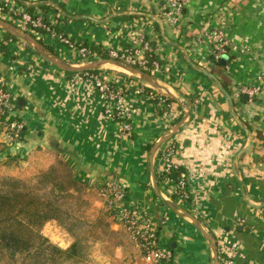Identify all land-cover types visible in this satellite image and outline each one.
I'll use <instances>...</instances> for the list:
<instances>
[{
	"label": "crops",
	"instance_id": "0c3cea01",
	"mask_svg": "<svg viewBox=\"0 0 264 264\" xmlns=\"http://www.w3.org/2000/svg\"><path fill=\"white\" fill-rule=\"evenodd\" d=\"M172 2L0 0L15 11L42 16L73 42L94 47L101 54L98 60L109 49L150 40L161 67L148 73L191 113L168 140L175 144L172 161L187 181L190 198L171 196L173 181L161 180L162 192L211 229L218 247H228L236 264H264V0H185L179 15ZM168 9L174 14L166 16ZM11 14L0 17L24 29ZM217 28L232 46L226 65L214 63L210 54L207 33ZM32 33L66 62H84L78 47L58 34ZM99 70L126 89L125 101L134 115L131 135L123 134L120 122L105 113L90 81L62 70L0 28V78L26 123L21 141H0V161L15 157L31 162L38 153L51 155L98 193L105 181H116L127 189L130 202L150 215L160 245L176 250L177 264H213L207 238L168 208L150 185L151 148L145 147L180 122L185 109L172 99L176 114L165 117L151 100L135 93L146 82L113 68ZM248 87L258 89L255 98L244 92ZM160 164L158 152V171ZM119 253L128 264H154L129 240Z\"/></svg>",
	"mask_w": 264,
	"mask_h": 264
},
{
	"label": "built area",
	"instance_id": "2783aa9c",
	"mask_svg": "<svg viewBox=\"0 0 264 264\" xmlns=\"http://www.w3.org/2000/svg\"><path fill=\"white\" fill-rule=\"evenodd\" d=\"M185 0H173L172 8L175 7V13L179 15L184 6ZM12 13L13 17H19L22 27L25 30H31L34 33L49 32L58 34L60 39L71 47H78L79 58L84 62H91L101 58V54L93 50L90 46H77L70 38L58 33L52 24L47 22L42 16H34L29 12H19L9 8V5L0 3V14ZM166 16H171L174 11L168 9L165 11ZM207 37L210 44V54L213 59L220 61L224 54H228L232 49L230 41L226 37L222 28H217L209 31ZM152 47L147 39L134 41L119 48H112L107 51L109 58L116 59L134 67L140 68L146 72L158 71L161 67L158 60L149 58L148 53ZM80 78L90 81L98 95L104 101V111L112 119L117 120L121 124L123 134L131 135L134 129L133 110L126 104V89L118 84L113 83L101 75L85 72L83 75L78 74ZM152 88V89H151ZM149 84L142 85L136 89V94L144 96L151 100L156 111L167 117L176 114V109L170 97L158 92L157 95ZM244 92L251 98L255 97L258 89L255 87L244 88ZM26 131V123L19 110L17 99L10 92L5 84V80L0 78V138H4L8 144L17 143L22 140V134ZM175 144L167 141L159 150L161 160V171L170 174L176 170L178 166L172 161L175 153ZM171 177H166L165 182L173 181L171 194L189 199L187 181L180 175L178 179L171 180ZM167 184V186L169 185ZM101 196L105 197V204L111 215L116 219L124 222L129 231L140 241L142 248L149 255H153L156 264H171V250L167 247H162L157 235L156 227L154 226L150 215L140 210V208L128 199L127 189L116 181H105L100 188ZM219 256L221 264H236L233 257L229 253V248H219Z\"/></svg>",
	"mask_w": 264,
	"mask_h": 264
},
{
	"label": "rangeland",
	"instance_id": "374dc122",
	"mask_svg": "<svg viewBox=\"0 0 264 264\" xmlns=\"http://www.w3.org/2000/svg\"><path fill=\"white\" fill-rule=\"evenodd\" d=\"M26 31L31 32V30ZM104 68H113L119 72L133 75L130 71L121 70L118 66L112 64H107ZM0 141L6 145L15 144H8L3 137L0 138ZM33 157L31 162H25V160L15 157L0 161V181L16 179L29 186L40 187L38 192L47 197H57V205L61 207L62 217L61 220H51L52 224L48 225L46 230L43 231L45 236L63 248L68 247L74 241L79 242L81 252L90 264H128L129 260L122 261L117 254L120 252V248L129 240L131 246L141 250L156 264L153 255H149V252L147 253L144 250L145 247L142 248L143 246H141L137 237L129 231V227L110 214L105 204V197L100 194L102 185L98 193L97 189L77 180V187L70 188V191L55 190L52 192L53 183L50 181L51 178L48 175L44 176L43 173L50 170L53 163H57V161L51 155L47 156L41 153ZM62 171L60 172L74 177L70 167L67 168V171L63 169ZM101 202L104 204H101ZM114 223L120 224L122 228L117 227Z\"/></svg>",
	"mask_w": 264,
	"mask_h": 264
},
{
	"label": "trees",
	"instance_id": "16d2710c",
	"mask_svg": "<svg viewBox=\"0 0 264 264\" xmlns=\"http://www.w3.org/2000/svg\"><path fill=\"white\" fill-rule=\"evenodd\" d=\"M40 40L42 41V39ZM148 41L152 47L148 56L152 60H157L153 53L152 43L150 40ZM75 44L79 47L88 46ZM92 49L96 51L94 47ZM103 55H105V58H109L108 53ZM213 61L218 64L220 62L215 59ZM99 72V69L89 71V73L97 75H99ZM153 91L158 96L161 95L155 90ZM169 100L173 102L172 99ZM150 148L151 145H147L145 150L149 151ZM55 161L53 167L43 173L44 176L48 175L51 178L50 181L53 183L52 192L55 190L70 191V188H76L77 180L73 176L60 172L62 169L67 171L68 164L62 159ZM156 172L159 182L166 177L175 180L180 177L179 167L170 174L157 169ZM39 188L29 186L16 179L0 181V263L90 264L81 252L79 242L74 241L68 247L63 248L44 235L42 229L45 224L51 220H61L62 212L61 207L57 205V197H47L38 192ZM170 195L175 196L174 194ZM158 232L157 230V235ZM169 247L171 248L170 263L177 264L176 250L171 247V244Z\"/></svg>",
	"mask_w": 264,
	"mask_h": 264
},
{
	"label": "water",
	"instance_id": "95a60500",
	"mask_svg": "<svg viewBox=\"0 0 264 264\" xmlns=\"http://www.w3.org/2000/svg\"><path fill=\"white\" fill-rule=\"evenodd\" d=\"M0 28L8 32L10 35L20 38L23 41L27 42L29 45H31L40 55L46 59L47 61L51 62L52 64L56 65L57 67L61 68L64 71L71 72V73H79L83 75L87 71L96 70L104 68L107 64H112L115 66H118L120 68L126 69L130 71L133 75L140 78L142 81L149 84L151 87H153L158 92L170 97L171 99H174L176 101H180L183 108L185 109V115L182 118L180 122L175 124L172 128H170L167 132H165L151 147L150 153H149V160H150V167H151V188L155 195L172 211H174L179 216L189 220L194 226H196L203 235L207 238V240L210 243V248L212 252V260L213 264H221L220 263V256L218 251V242L216 235L211 229L206 228L202 222L196 218L191 212L186 210L185 208L181 207L179 204H177L172 198L164 194L161 190V187L159 185V181L157 178V172H156V166H155V158L161 147L170 140L179 130H181L182 126L188 123L190 119V107L183 104L178 98V96L167 86L161 84L159 81H157L150 73L134 67L130 64H127L125 62L112 59V58H105L101 60H95L92 62H88L82 65H75L71 64L69 62H66L62 58H60L56 53H54L51 49H49L44 43H42L37 37H35L30 32L18 27L14 23L1 18L0 17ZM228 61V55L224 54L220 60V62L223 65H226ZM175 245V244H173Z\"/></svg>",
	"mask_w": 264,
	"mask_h": 264
},
{
	"label": "bare ground",
	"instance_id": "6f19581e",
	"mask_svg": "<svg viewBox=\"0 0 264 264\" xmlns=\"http://www.w3.org/2000/svg\"><path fill=\"white\" fill-rule=\"evenodd\" d=\"M120 68V67H119ZM121 70H124V71H128V70H126V69H123V68H120Z\"/></svg>",
	"mask_w": 264,
	"mask_h": 264
}]
</instances>
